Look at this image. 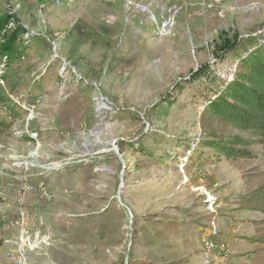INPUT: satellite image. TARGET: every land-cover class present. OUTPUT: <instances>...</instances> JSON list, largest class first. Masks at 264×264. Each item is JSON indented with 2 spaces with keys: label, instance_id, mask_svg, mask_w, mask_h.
Masks as SVG:
<instances>
[{
  "label": "rangeland",
  "instance_id": "1",
  "mask_svg": "<svg viewBox=\"0 0 264 264\" xmlns=\"http://www.w3.org/2000/svg\"><path fill=\"white\" fill-rule=\"evenodd\" d=\"M0 25V264H264V144L226 158L249 135L206 109L264 0H0Z\"/></svg>",
  "mask_w": 264,
  "mask_h": 264
},
{
  "label": "trees",
  "instance_id": "2",
  "mask_svg": "<svg viewBox=\"0 0 264 264\" xmlns=\"http://www.w3.org/2000/svg\"><path fill=\"white\" fill-rule=\"evenodd\" d=\"M11 46L8 40L0 44V49L9 54ZM232 48L230 45L225 50L229 52ZM244 53L237 61L240 70L206 105L212 115L249 135L246 138L235 134L226 141L213 143L226 158L233 159L251 157L252 151L247 147L250 143L264 144V45Z\"/></svg>",
  "mask_w": 264,
  "mask_h": 264
}]
</instances>
